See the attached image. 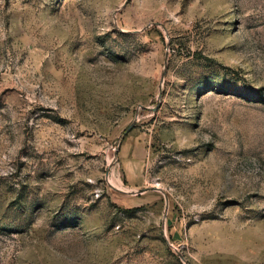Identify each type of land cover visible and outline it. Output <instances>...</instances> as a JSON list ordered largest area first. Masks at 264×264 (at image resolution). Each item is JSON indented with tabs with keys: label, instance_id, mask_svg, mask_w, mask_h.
Segmentation results:
<instances>
[{
	"label": "rangeland",
	"instance_id": "rangeland-1",
	"mask_svg": "<svg viewBox=\"0 0 264 264\" xmlns=\"http://www.w3.org/2000/svg\"><path fill=\"white\" fill-rule=\"evenodd\" d=\"M0 264H264V0H0Z\"/></svg>",
	"mask_w": 264,
	"mask_h": 264
},
{
	"label": "bare ground",
	"instance_id": "bare-ground-1",
	"mask_svg": "<svg viewBox=\"0 0 264 264\" xmlns=\"http://www.w3.org/2000/svg\"><path fill=\"white\" fill-rule=\"evenodd\" d=\"M121 185H122V184H121ZM120 188H121L123 191L125 190V187H124V186H122V187H120ZM121 189H120V190H121ZM126 190H127V189H126Z\"/></svg>",
	"mask_w": 264,
	"mask_h": 264
}]
</instances>
